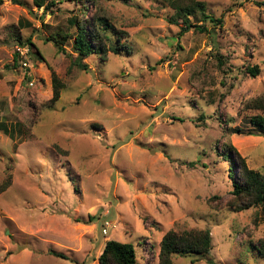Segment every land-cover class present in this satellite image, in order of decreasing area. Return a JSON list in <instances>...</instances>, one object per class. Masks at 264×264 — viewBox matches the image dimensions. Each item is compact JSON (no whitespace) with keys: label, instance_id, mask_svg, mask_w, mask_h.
I'll use <instances>...</instances> for the list:
<instances>
[{"label":"rangeland","instance_id":"rangeland-1","mask_svg":"<svg viewBox=\"0 0 264 264\" xmlns=\"http://www.w3.org/2000/svg\"><path fill=\"white\" fill-rule=\"evenodd\" d=\"M172 1L1 0L0 264H98L108 239L158 264L162 236L193 229L210 231V254L172 264H264V205H230L223 157L231 145L264 176L249 121L264 117V0H194L204 13L189 23L206 31L182 32ZM71 17L106 19L124 48L73 65ZM18 41L32 45L24 78Z\"/></svg>","mask_w":264,"mask_h":264},{"label":"trees","instance_id":"trees-1","mask_svg":"<svg viewBox=\"0 0 264 264\" xmlns=\"http://www.w3.org/2000/svg\"><path fill=\"white\" fill-rule=\"evenodd\" d=\"M172 5L176 10V14L179 18L181 17L185 23V26L181 27V32L191 27L199 31H206L205 27L191 25L188 20V15H193L196 11H199L201 14L204 13L203 4L201 2H196L194 0H188L187 2L173 0ZM37 6L40 7L41 3H37ZM211 19L213 18L211 17ZM95 22L98 25L97 28L94 27L93 23L79 22L76 17H71L69 19V24L76 28V34L74 35L72 43V51L76 53V57H74L72 63L83 70L87 69V65L83 62L84 58L92 54L105 55L108 51L117 54L124 48L123 43H116L111 40L107 31L109 23H107L106 19L98 18ZM215 22L220 26L223 24L221 18L215 19ZM17 44L32 46L30 43H23L20 41H18ZM58 49L64 50L61 46H59ZM15 61L17 62L16 56H14L12 66H15ZM247 72L254 78L259 75L260 69L257 65H254L248 67ZM27 80H29L28 77ZM52 88L53 95L50 102L54 103L59 98V89L61 88L60 81L55 76L52 77ZM254 104L257 105V108L263 107L264 98L255 100ZM249 121L255 128L264 131V117L262 115H253L249 118ZM225 149L227 152H224L223 157L230 162L229 176L235 174L233 173L235 167L237 168L238 175V178L234 180L232 185L233 189L231 195L233 200L230 202V205L239 210L245 209L248 206L264 205V176L260 172L248 168L244 158L237 153L233 146L227 144ZM8 185L9 183L2 184L0 190H4ZM211 245V236L208 229L185 230L181 233L175 230H168L160 240L157 254L158 264H172V256L175 254H192L201 257L208 256L210 254ZM252 247L256 250L257 255L264 259V237L260 238ZM51 254L64 258L62 254L53 251H51ZM97 262L98 264H137L136 251L131 243H123L115 239H108L103 243L97 257Z\"/></svg>","mask_w":264,"mask_h":264},{"label":"built area","instance_id":"built-area-1","mask_svg":"<svg viewBox=\"0 0 264 264\" xmlns=\"http://www.w3.org/2000/svg\"><path fill=\"white\" fill-rule=\"evenodd\" d=\"M31 50L30 45H15L13 54L18 58V64L20 65V69L23 74V78L25 75H29L28 69H29V61H28V54ZM32 83L30 82L29 85ZM111 226V223L106 221L104 223V227L102 229L103 234H107V229Z\"/></svg>","mask_w":264,"mask_h":264}]
</instances>
